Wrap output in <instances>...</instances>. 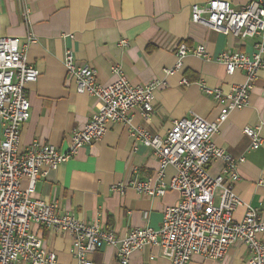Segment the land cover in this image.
I'll return each instance as SVG.
<instances>
[{
    "label": "crops",
    "instance_id": "0c3cea01",
    "mask_svg": "<svg viewBox=\"0 0 264 264\" xmlns=\"http://www.w3.org/2000/svg\"><path fill=\"white\" fill-rule=\"evenodd\" d=\"M210 1L0 0V37H16L22 44L29 35L37 39L30 46L28 62L39 70L40 76L28 86L30 121L22 127L20 152L34 144L67 151L73 131L83 130L96 111L94 97L76 93L75 82L63 63L66 51L75 54L78 65L90 64L96 69L104 86L117 79L112 72L114 65L133 85H147L155 80L159 84L150 119L145 120L134 109L131 126L109 124L100 143L83 147L72 160L37 181V198L56 203L60 213H69L88 224L99 223L119 237L136 228L161 226L165 210L177 205L181 195L170 191L164 197L153 198L132 188L131 183L137 178L156 183L160 170L153 150L137 143L132 133L138 128L164 137L174 121L194 115L215 121L223 106L205 95L200 84L224 93L233 85L242 84L243 72L228 75L224 65L216 60L226 52L251 55L257 42L253 38L242 43L232 35L215 33L192 22V7L206 6ZM223 1L241 7L251 0ZM180 43L190 50L204 47L212 60L187 57L183 69L168 77L165 71L175 66ZM246 127L259 130L263 140L260 149H251L250 140L243 134ZM2 130L0 122V142ZM214 141L232 157L244 159L235 193L243 205L264 211V69L258 74L249 105L231 112L219 126ZM222 169L223 163L214 161L209 173L217 176ZM165 175L168 182L176 171L168 167ZM27 187L25 179L22 189ZM245 206L236 210L235 220L243 219ZM32 231L56 254L59 263L76 264L70 234L37 225H32ZM89 258L95 264H118L114 247H104ZM249 260L247 246L237 243L222 261L198 255L190 264H249ZM130 264L171 263L161 256L159 247H145L131 255Z\"/></svg>",
    "mask_w": 264,
    "mask_h": 264
},
{
    "label": "built area",
    "instance_id": "2783aa9c",
    "mask_svg": "<svg viewBox=\"0 0 264 264\" xmlns=\"http://www.w3.org/2000/svg\"><path fill=\"white\" fill-rule=\"evenodd\" d=\"M192 22L208 27L239 42L257 38L251 55L240 51L219 55L228 75L243 72L245 81L233 85L228 93L201 83L205 95L222 104L219 117L209 122L194 115L173 122L166 136L150 135L136 128L137 143L153 150L160 164L156 183L135 179L131 186L139 193L164 197L178 192L180 201L165 210L158 229L136 228L124 237L106 230L99 223H87L69 213H60L57 204H48L35 196L36 183L63 163L72 160L83 147L100 143L109 124L131 126L132 111L137 109L145 120L154 111L158 80L147 85H133L118 65L112 67L115 82L104 86L90 64L78 65L71 51L63 63L75 82L77 94L97 100V108L83 130H75L65 152L56 146L34 144L19 151L22 127L30 121L28 86L38 81L39 70L28 62L30 46L37 41L29 35L22 44L19 38L0 37V264H61L56 254L44 246L32 231V225L49 227L56 233L72 237L71 253L76 264H95L89 257L104 247L117 249L118 264H130L131 255L145 247H159L161 256L171 264H190L194 256L222 261L237 244L247 246L249 264H264V211L243 205L234 185L240 179L243 158H234L216 145L214 137L231 112L249 105L251 91L259 72L264 69V0H251L234 7L223 0H212L206 6L192 7ZM176 64L165 74L174 76L184 67L187 57L196 56L209 62L211 57L202 46L190 50L186 44L176 47ZM182 82L187 85L188 81ZM243 134L251 149L263 145L259 130L246 127ZM214 161L223 169L217 176L209 173ZM173 167L176 175L167 182L165 171ZM28 180L26 190L23 181ZM218 198V203H217ZM245 206L241 221L234 213Z\"/></svg>",
    "mask_w": 264,
    "mask_h": 264
}]
</instances>
